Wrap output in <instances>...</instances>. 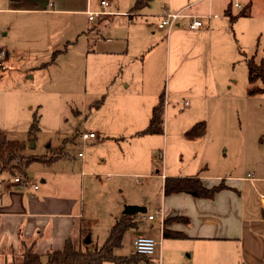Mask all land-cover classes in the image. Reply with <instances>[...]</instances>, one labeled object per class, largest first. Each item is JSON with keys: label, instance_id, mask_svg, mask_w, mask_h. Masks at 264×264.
Segmentation results:
<instances>
[{"label": "rangeland", "instance_id": "374dc122", "mask_svg": "<svg viewBox=\"0 0 264 264\" xmlns=\"http://www.w3.org/2000/svg\"><path fill=\"white\" fill-rule=\"evenodd\" d=\"M19 1L0 0V47L12 55L15 50L18 58L0 67V132L25 142L24 154L64 156L52 166L33 162L27 172L40 183L42 172L58 180L65 172L71 185L62 192L77 198L74 213L82 216L75 218L76 226L86 231L76 243L90 248L103 243L114 215L136 205L142 210L139 227L151 228L145 235L160 247L149 261L126 264H238V257L218 256V243L205 247L163 237L146 217H159L162 173L198 172L211 182L220 176L239 182L246 201L260 202L264 82L250 80L247 59L264 57V0H148L138 10L132 8L136 0H109L110 14L94 20L86 10H101V0ZM17 7L64 11L10 9ZM184 7L170 32L159 27L164 13ZM227 8L238 17L231 20ZM245 9L248 15H240ZM194 15L203 26L190 28ZM161 92L167 99L164 132L137 134ZM35 114L39 129L31 134ZM198 120H205L206 133L188 135ZM85 131H94L96 140L85 142ZM0 178L12 174L3 171ZM136 231L127 230L117 254L135 252ZM200 251L211 257L198 256Z\"/></svg>", "mask_w": 264, "mask_h": 264}, {"label": "crops", "instance_id": "0c3cea01", "mask_svg": "<svg viewBox=\"0 0 264 264\" xmlns=\"http://www.w3.org/2000/svg\"><path fill=\"white\" fill-rule=\"evenodd\" d=\"M24 1L22 0V3ZM49 4L52 6L53 1H50ZM10 9L19 11L31 10L37 13L48 14L64 11L63 9H53L50 7L47 9L25 7ZM103 9L104 7L102 6L101 10ZM184 9L185 7L179 11H183ZM88 11L89 9L86 10L87 14ZM129 16L132 18L133 14ZM16 53L13 50L12 55L7 50L6 64L9 65L10 62L17 61ZM163 93L166 100L165 103H167L165 92ZM157 102L158 100L153 103L152 108ZM185 105H188L187 101ZM96 138L91 140V142L96 140ZM63 157L60 154L59 157H56L49 164L41 163L45 166H52ZM3 171L6 170H0V172ZM61 173V178L58 180L50 172H42L39 177L41 183L29 175H21L29 182L27 184L16 182L14 176L9 179L0 178V264H6L11 258L20 255L26 246L32 245L35 247L38 239L42 238L37 248L42 251L46 250L45 252H47L51 249L62 248L70 235H73L75 243L78 235H86L85 229L81 226L78 230V225L76 226L75 222L77 216H82L81 213H74L76 211L77 198L70 197L67 193L62 192L61 188H66L67 185H71V182L66 180L65 172ZM171 175H199L207 187L218 185L224 181L228 187L218 191L213 197H199L186 191H176L170 194H165L163 191L160 205L156 208V214L159 217L155 218V215L154 218L149 219L148 216L153 213H150L147 217L144 215L150 221L149 224L153 226L158 225L163 237L164 230L170 229L186 234L187 237L185 239L199 241L205 247H212L214 246L212 243H218L220 244L218 256L226 260L229 257H238V264H264V198L260 196V202L246 201L244 195L241 193L242 190H238L236 186L239 182H226V178L220 180V176L217 178L218 181L211 182L209 181V175H201L198 172L194 174ZM167 176L170 175L162 173L163 185ZM251 178L249 180L253 181L254 179ZM34 184L38 185L37 189H35ZM240 187L243 188L242 182L240 183ZM128 206L136 205H125L123 211L115 214L114 218L117 220L121 215L125 214ZM139 211L142 210L139 209L134 212L137 221L140 217ZM159 211H163L164 214L161 215ZM156 219H158L157 224L153 222ZM135 228L137 236L145 235L146 231H151V228L144 229L140 228L139 225ZM38 249H35V251L42 254L43 252ZM200 253H204L209 258L211 257V254H208L206 251H200L197 255L199 256Z\"/></svg>", "mask_w": 264, "mask_h": 264}, {"label": "trees", "instance_id": "16d2710c", "mask_svg": "<svg viewBox=\"0 0 264 264\" xmlns=\"http://www.w3.org/2000/svg\"><path fill=\"white\" fill-rule=\"evenodd\" d=\"M19 1V0H13ZM148 3V0H136L133 9H141ZM231 20L238 16L230 14V9H226ZM242 16L248 15L245 9L241 12ZM55 55V54H54ZM256 55H252L247 59L248 71L250 80L260 78L264 82V57L256 60ZM164 113H165V98L162 92L159 95L158 102L153 106L151 117L147 126L139 130L137 134H155L164 132ZM206 122L200 120L196 122L187 134L190 136H201L206 133ZM39 129L38 118L34 115V120L30 126V133L35 134ZM25 148V142L19 139H12L5 132H0V170L9 171L12 176L18 174L27 176V169L36 161L43 163H51L60 153L55 154L52 158H44L43 155H28L22 151ZM53 155V153H52ZM228 187L226 183L207 187L199 175L192 176H167L163 185L165 194H170L176 191H186L199 197H213L218 191ZM138 226L136 216L132 213L121 215L116 223L112 226L105 241L93 248L88 246L82 247L76 244L68 237L62 248L51 249L45 253V264H102L105 261H113L116 264H126L129 262H138L141 259L150 260V255L134 252L131 255H120L115 252L116 248L122 246L126 231L130 228ZM164 237L185 238L186 234L180 231L165 229ZM6 264H43V255L35 251L33 246H26L22 253L11 258Z\"/></svg>", "mask_w": 264, "mask_h": 264}, {"label": "built area", "instance_id": "2783aa9c", "mask_svg": "<svg viewBox=\"0 0 264 264\" xmlns=\"http://www.w3.org/2000/svg\"><path fill=\"white\" fill-rule=\"evenodd\" d=\"M102 6L104 7L103 10L93 12L91 10L88 11L89 18L91 20L95 19V17L104 15V14H110L109 11L106 10V7L109 5V0H102L101 1ZM182 16V11H178L175 13H164L162 16V21L159 24V27L165 28L167 27V30L170 32L174 24L177 22V20ZM203 21L200 20L198 17L193 16L192 20L190 22V28L196 29L201 26H203ZM7 50L3 47H0V67H6V58H7ZM82 139L87 142L95 139L97 137V134L95 132H83L81 134ZM83 152H79V156H83ZM251 178V176H250ZM253 179V178H251ZM15 181L19 183H29L27 182L22 176H16ZM35 189L38 188L37 184H34ZM262 198H264V194H262ZM161 215L164 214L163 211H159ZM149 219H152L155 217L154 214H150ZM134 247L135 251L141 254L146 255H153L156 254L160 247V242L154 238L153 236H147V235H139L134 239Z\"/></svg>", "mask_w": 264, "mask_h": 264}, {"label": "water", "instance_id": "95a60500", "mask_svg": "<svg viewBox=\"0 0 264 264\" xmlns=\"http://www.w3.org/2000/svg\"><path fill=\"white\" fill-rule=\"evenodd\" d=\"M139 208L135 207V206H128V208H126V213H132L134 214V212L138 211Z\"/></svg>", "mask_w": 264, "mask_h": 264}]
</instances>
